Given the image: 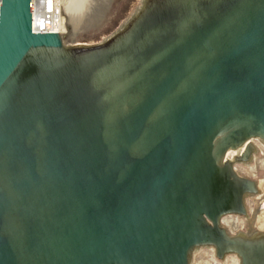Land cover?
<instances>
[{
  "label": "water",
  "instance_id": "obj_1",
  "mask_svg": "<svg viewBox=\"0 0 264 264\" xmlns=\"http://www.w3.org/2000/svg\"><path fill=\"white\" fill-rule=\"evenodd\" d=\"M2 1L0 264H264V0Z\"/></svg>",
  "mask_w": 264,
  "mask_h": 264
},
{
  "label": "built area",
  "instance_id": "obj_2",
  "mask_svg": "<svg viewBox=\"0 0 264 264\" xmlns=\"http://www.w3.org/2000/svg\"><path fill=\"white\" fill-rule=\"evenodd\" d=\"M0 0V14L1 4ZM32 28L36 32L54 31L55 15L58 11V0H32Z\"/></svg>",
  "mask_w": 264,
  "mask_h": 264
},
{
  "label": "bare ground",
  "instance_id": "obj_3",
  "mask_svg": "<svg viewBox=\"0 0 264 264\" xmlns=\"http://www.w3.org/2000/svg\"><path fill=\"white\" fill-rule=\"evenodd\" d=\"M73 0H58V11L57 14L55 15V23H54V31H58L59 33H67L68 28L66 25V17L72 10L71 7H67V4ZM76 1V0H75ZM74 1V2H75ZM72 2V4L74 3ZM66 10V11H65Z\"/></svg>",
  "mask_w": 264,
  "mask_h": 264
},
{
  "label": "flooded vegetation",
  "instance_id": "obj_4",
  "mask_svg": "<svg viewBox=\"0 0 264 264\" xmlns=\"http://www.w3.org/2000/svg\"><path fill=\"white\" fill-rule=\"evenodd\" d=\"M246 150V149H245ZM244 150V151H245ZM243 151V152H244ZM242 152V153H243ZM240 234H243V233H238L237 235H240ZM258 235V232H254V233H247V234H245V236L247 237V238H250V240H253V239H255V240H259V239H261V238H263L264 236H257Z\"/></svg>",
  "mask_w": 264,
  "mask_h": 264
},
{
  "label": "rangeland",
  "instance_id": "obj_5",
  "mask_svg": "<svg viewBox=\"0 0 264 264\" xmlns=\"http://www.w3.org/2000/svg\"><path fill=\"white\" fill-rule=\"evenodd\" d=\"M75 0H73V1H71V2H69L68 4H67V6H66V8L67 7H71L72 5V9L74 8V6L77 4V2L79 1V0H76L75 2H74ZM72 2H74L73 4H72ZM66 11V10H65Z\"/></svg>",
  "mask_w": 264,
  "mask_h": 264
}]
</instances>
